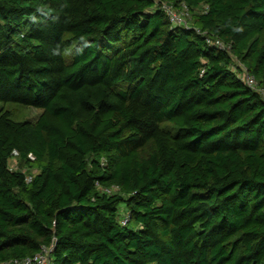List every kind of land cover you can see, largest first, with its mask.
Wrapping results in <instances>:
<instances>
[{
    "label": "trees",
    "instance_id": "16d2710c",
    "mask_svg": "<svg viewBox=\"0 0 264 264\" xmlns=\"http://www.w3.org/2000/svg\"><path fill=\"white\" fill-rule=\"evenodd\" d=\"M0 103V264H264V0H0Z\"/></svg>",
    "mask_w": 264,
    "mask_h": 264
},
{
    "label": "built area",
    "instance_id": "2783aa9c",
    "mask_svg": "<svg viewBox=\"0 0 264 264\" xmlns=\"http://www.w3.org/2000/svg\"><path fill=\"white\" fill-rule=\"evenodd\" d=\"M160 7L167 13L169 19L172 23L176 25H183L188 27L189 22L188 20L191 18V14L189 11L188 6L183 3L181 9H177L172 3H161ZM210 43H214L215 45L226 48V45L221 40H215L211 41ZM243 80L251 87H253L256 90H260L258 86V81L254 76H252L248 69L243 67ZM31 180V178H29ZM126 222V221H125ZM53 250V247H43L42 251L38 253L37 255L33 257H28L23 260H14L11 263L12 264H51V252ZM4 264H10L9 262Z\"/></svg>",
    "mask_w": 264,
    "mask_h": 264
},
{
    "label": "rangeland",
    "instance_id": "374dc122",
    "mask_svg": "<svg viewBox=\"0 0 264 264\" xmlns=\"http://www.w3.org/2000/svg\"><path fill=\"white\" fill-rule=\"evenodd\" d=\"M237 65V64H236ZM2 103H0V107H1ZM8 109H10L14 116L15 119L17 120H25V119H34L35 117H37V115L39 114L40 111H38L36 108L34 107H25V106H20V105H11L9 104L7 106ZM19 161L16 160H12L10 162V166L12 169H21L24 172H28V169L25 166H20ZM36 172V169L32 170V173ZM30 176V175H29ZM122 208H124V206H122Z\"/></svg>",
    "mask_w": 264,
    "mask_h": 264
}]
</instances>
